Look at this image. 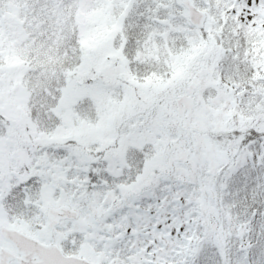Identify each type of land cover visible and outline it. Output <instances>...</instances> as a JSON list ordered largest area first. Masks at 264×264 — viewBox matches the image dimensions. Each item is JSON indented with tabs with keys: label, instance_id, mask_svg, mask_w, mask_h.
<instances>
[{
	"label": "snow or ice",
	"instance_id": "snow-or-ice-1",
	"mask_svg": "<svg viewBox=\"0 0 264 264\" xmlns=\"http://www.w3.org/2000/svg\"><path fill=\"white\" fill-rule=\"evenodd\" d=\"M0 264H264V0H0Z\"/></svg>",
	"mask_w": 264,
	"mask_h": 264
}]
</instances>
